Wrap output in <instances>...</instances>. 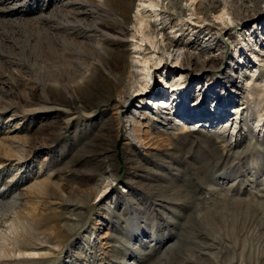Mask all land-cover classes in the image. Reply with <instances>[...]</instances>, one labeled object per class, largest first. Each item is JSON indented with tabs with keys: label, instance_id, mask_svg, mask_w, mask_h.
<instances>
[{
	"label": "rangeland",
	"instance_id": "obj_1",
	"mask_svg": "<svg viewBox=\"0 0 264 264\" xmlns=\"http://www.w3.org/2000/svg\"><path fill=\"white\" fill-rule=\"evenodd\" d=\"M103 1L0 0V264H264V0H219L233 21L194 67H155L145 33L204 44L209 0H180L185 20ZM181 75L182 105L161 85Z\"/></svg>",
	"mask_w": 264,
	"mask_h": 264
},
{
	"label": "bare ground",
	"instance_id": "obj_2",
	"mask_svg": "<svg viewBox=\"0 0 264 264\" xmlns=\"http://www.w3.org/2000/svg\"><path fill=\"white\" fill-rule=\"evenodd\" d=\"M103 1V0H102ZM141 1V0H140ZM183 1V0H182ZM182 1L180 0H149V3L148 5L152 8L154 7H159L161 5V8L163 10V15H168V16H171L174 18V20L176 19H179V20H185L188 18V15H187V8H185L182 4ZM257 1V0H256ZM256 1L254 3H256ZM261 1V0H260ZM258 1V2H260ZM107 2V0H104L102 3L105 4ZM208 2V1H207ZM250 2V1H249ZM253 2V1H252ZM251 2V4H252ZM99 3V2H98ZM248 3V2H247ZM245 2L244 6L242 9H245L247 10V12H249V6L246 5L247 4ZM263 4V3H262ZM107 5V3H106ZM229 5V4H228ZM228 5L225 4L223 5V8L221 10V1L219 0H209V2L207 4H201L199 6V8L197 9V12L194 14L196 16V22H199V23H206L208 22V27L206 30H209L210 34H212L213 31H216L215 33L212 34V36H210V38L207 40V41H203L204 44H201V45H193L192 47H188V46H185L184 44H182L180 41H175L174 40H171L170 39V44L169 46L166 45L165 46H162L161 43H163V41L161 40H158V37L159 35H164L163 32L164 30L166 29L165 27H162L161 30H159L156 26L154 30L150 31L149 33H145V37L150 40L151 42V45L155 46V49L158 50V53H160L161 55L157 58L156 62H154V66L155 67H158L163 59V56L165 55H168L169 57H172L173 60H172V63L173 62H177L179 61L181 58H183L185 61V64L184 66L186 67H194L196 66L197 64H199V60L201 59H204V60H207V61H202L203 62V65H205L206 63L209 64L210 62L212 61H215V58L213 56V53L215 52V49L218 48V38H217V35H218V32H217V26H225V25H228V22H230L232 19L230 18V13L231 11L228 10ZM105 6V5H104ZM231 6V5H230ZM236 6V5H235ZM253 6V5H251ZM258 6V5H257ZM256 6V7H257ZM262 7V5H260ZM106 7V6H105ZM104 8V7H103ZM140 8V7H139ZM231 9V8H230ZM231 10H234V9H231ZM240 10V9H239ZM110 11V10H108ZM107 11V12H108ZM141 11V10H140ZM230 11V13H229ZM156 12V11H155ZM239 12V11H238ZM259 12V11H258ZM110 13V12H109ZM138 13H140L141 15V18L138 19L139 20V23L141 25V29L143 28L142 26L143 25H147V27H149L150 25L145 23V18H148L146 16H144V13L143 12H139L138 10ZM146 13V12H145ZM237 13V12H235ZM242 13V11H241ZM200 14H204L205 17L203 19H201L199 17ZM233 14V13H232ZM231 14V16H232ZM247 14V13H246ZM258 14V13H257ZM161 15V14H160ZM209 16H213L215 21H210L209 19ZM157 17H159V15H157ZM172 18V19H173ZM235 18V17H234ZM249 18V17H248ZM123 20L125 22H128V19L126 17H123ZM173 20V21H174ZM239 20V19H238ZM251 20V19H250ZM172 21V22H173ZM210 21V22H209ZM233 21V20H232ZM179 21H177V23H175L173 25V27H171L172 29H174L176 26L178 25H181V24H178ZM195 22V23H196ZM212 22V23H211ZM145 23V24H144ZM145 25V26H146ZM184 25H187V24H184ZM183 25V26H184ZM261 25V29H264V22L263 23H259L258 24V27H260ZM153 28V27H152ZM147 29V28H146ZM149 29V28H148ZM259 29V28H258ZM150 30V29H149ZM182 32H184V29H181ZM148 32V31H147ZM221 32V31H220ZM257 33V32H256ZM205 34V33H204ZM108 36V35H107ZM144 36V35H143ZM259 37V36H258ZM163 38V37H162ZM262 39V38H261ZM157 40V41H156ZM143 41V40H141ZM120 44V43H119ZM122 45V44H121ZM157 54V53H155ZM121 55V54H120ZM187 58V59H185ZM150 60H147V62H149ZM125 62V59H121L120 61L117 60V62H114V64H110L109 66V75H120L123 71V64ZM147 62H145V64L147 65ZM151 62V61H150ZM213 63V62H212ZM180 64V63H179ZM147 68V66L145 67ZM133 69V68H132ZM143 70V69H142ZM133 72V71H132ZM133 75V74H132ZM130 76H131V73H130ZM145 76V81L142 80L141 82L140 81H136L134 79L133 84H139L140 85V90L139 91H143V92H146L147 91V86H148V82L147 80L150 79V75L149 74H144ZM107 78V81H110V77H106ZM133 79V78H132ZM173 80L168 82L166 77H162V80H161V85L163 86V88L169 86V85H172L173 86V94H174V100H175V103L176 102H181L180 104L182 105V100L183 98H185L189 91L187 90V82L184 81V75H181L180 77H173L172 78ZM250 80L248 79L247 80V83H249ZM260 85L262 83H264V81H259L258 82ZM112 84V83H111ZM258 85V84H257ZM263 86V85H262ZM197 88H199L198 85H196ZM264 87V86H263ZM256 89V88H255ZM137 91V90H135ZM200 92V98L202 100H204V96L201 94L202 90H199ZM263 96L264 97V91H258V92H254L250 94V97H261ZM180 97H182V99L180 100ZM258 98V99H259ZM225 99H226V94H225ZM262 99V98H261ZM173 100V101H174ZM258 101V100H257ZM252 102V101H251ZM174 103V104H175ZM173 105V104H172ZM264 105V101L263 102H259L258 104V107L256 109V111L254 112V115L251 116V122L254 123L256 125V128H259V132L261 134H263V137H264V114L262 113L263 110H260L261 106ZM242 106V105H241ZM257 106V105H256ZM183 109L185 108L184 106H182ZM255 107V106H254ZM241 108V107H240ZM171 110L173 111L174 114H178L180 111H179V106L177 107H172ZM240 110V109H239ZM239 110L236 112L237 115L239 114ZM189 113V112H188ZM223 113V110H221V112L217 115V119L219 121H221L224 116L222 115ZM194 114H197L196 111H193V115ZM193 115L191 114V116H187V117H192L193 118ZM196 117H199V114L196 116ZM250 117V116H249ZM237 125L238 123L235 122V129H237ZM228 126V125H226ZM227 129V128H226ZM225 129V130H226ZM234 129V130H235ZM255 135V134H254ZM257 138V137H256ZM237 139V138H236ZM242 139V138H241ZM257 143L259 144V146H264V144H262L261 142H258ZM258 158V157H257ZM262 159V158H261ZM260 164V163H259ZM260 186H264V181H262L261 184H259ZM262 188V187H261ZM263 199V198H262ZM239 199H237V202ZM241 200V199H240ZM261 200V199H259ZM246 202V201H244ZM255 204V205H258V207L262 208V210L264 211V201H258L256 200L255 198L253 199V202L251 201H248V204ZM246 204V203H244ZM257 213V212H256Z\"/></svg>",
	"mask_w": 264,
	"mask_h": 264
}]
</instances>
